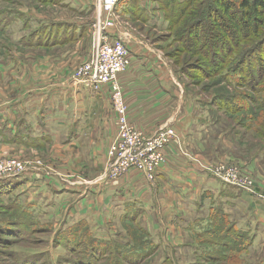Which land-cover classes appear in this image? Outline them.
<instances>
[{
  "label": "crops",
  "instance_id": "crops-1",
  "mask_svg": "<svg viewBox=\"0 0 264 264\" xmlns=\"http://www.w3.org/2000/svg\"><path fill=\"white\" fill-rule=\"evenodd\" d=\"M138 3L148 12L155 9L153 0ZM128 25L123 22L111 34L119 35L132 55L131 67L119 76L130 123L148 137L164 126L172 127L187 151L201 145L200 114H194L180 78L162 51L139 34L131 35ZM76 52L78 56L57 68L56 64L42 63L33 69L19 60L11 61L24 76L31 74V68L41 86H34L38 82L28 84L26 78L22 91H16L13 75L12 94L0 87V153L9 147L40 149L52 145L61 161V169L56 167V171L63 177L42 179L39 174H26L17 179L22 184L18 196L22 194L38 217L55 229L86 221L100 238L120 235V222L135 206L141 210V221L159 245L162 257L173 253L175 243L185 242V248L195 250L187 234L201 231L211 210L220 209L240 229L255 234L254 247L264 252V200L205 174L180 154L175 143L166 148V161L153 184L138 172L118 180L97 179L117 134V120L108 87L94 91L71 78L75 66L84 61L78 49ZM80 148L87 154H81ZM71 150L73 161L67 164L61 158ZM82 165L94 175L91 181L79 183L72 176ZM169 230L174 237L178 233L177 240L167 235ZM262 261L264 255L257 263Z\"/></svg>",
  "mask_w": 264,
  "mask_h": 264
},
{
  "label": "rangeland",
  "instance_id": "rangeland-1",
  "mask_svg": "<svg viewBox=\"0 0 264 264\" xmlns=\"http://www.w3.org/2000/svg\"><path fill=\"white\" fill-rule=\"evenodd\" d=\"M61 1L64 4L69 5V8H64L59 5V3L46 2L44 0H0V17L6 15L7 21L5 25L8 26L5 31V28L0 23V75H2L0 78V87L2 88V91L4 89L8 94H12L13 89L10 88V85L14 84L13 75L16 78V91H22L21 86L25 84L24 80L26 78L28 80V84L38 82V84H35L34 86L40 87L41 84L39 81L33 78L35 75H33V71L31 69L32 66L34 67L33 69H39V64L48 63V66H50L49 64H56L54 68H57L60 65H63L64 67V64H66L65 62H69L71 57L79 55L76 52L77 49L80 52V56L83 57L84 60L88 58L91 51V35L95 22L94 4L96 0H60V2ZM204 3L205 2L201 3L200 1L196 4L199 8V14L201 13V15H203L200 19L203 20L205 16V14L202 13ZM73 8L80 10L87 8L84 12L86 13V16L82 17L78 15L72 10ZM117 8L116 14L120 16ZM165 8L170 11L168 6H165ZM197 10L198 9H196V11ZM149 13H152L151 16L153 20L150 21L148 25H146V23H144L139 16H135L133 18L131 17L130 19L129 17L124 19L120 16L116 28H120V25L123 22L128 23L129 25L127 29L131 35L133 34L135 36L139 34L143 37V39L151 43V45L156 46L162 51V54L168 60L172 70H174L173 72L175 76L180 78L182 85H184L185 93L192 101V105L195 110L194 114H200L202 126L201 137H204V141L201 145L197 147L195 146L196 148L192 146L189 149L190 151L185 150L181 143L178 144L174 142L179 146L178 150H180V154L193 162L205 174L218 180L224 185L228 184H225L212 176V174H210L211 172L206 171L200 165L216 167L218 165L225 164L237 169L239 172V178L248 181L252 186L249 191L255 192L256 195L246 191L247 189L243 190L238 187L234 188L245 191L258 199L264 200V110H260L256 104L258 98L263 94L261 91L264 90L263 33L260 35L259 39L255 38V41H251H258V43L254 47L253 60L249 59V64L245 67V71L248 72V74L252 72L254 74V78L252 80L246 79L249 83L247 87L238 88L236 85H228L224 80H221L219 76H217L216 72L218 71L216 68L213 70L203 65V62L209 64L208 61L210 57H207L206 60L204 57V60H202L201 56L200 62H196L197 66L189 67L186 73L181 72L178 62H183L185 54H180L177 59H173V54H175V52H183L188 49L196 50L199 47V45L192 47L189 45L186 46L185 43L181 41L185 35L186 24L188 21H191V19L186 22L185 17L184 19L182 16H178V18L173 19L174 21L170 20L171 22H168L165 16L162 15V12L161 14L156 15L153 11ZM26 18H30L31 20V28L28 31L24 29L22 21V19L24 20ZM74 20H80L77 24L79 27L87 25L88 23V28L85 30L80 41H75L70 38L71 31L66 28L65 25H58V23H61L62 21L71 22ZM40 21H52L54 29H52L45 38L41 37L38 39V42H40L39 46L35 47V45L33 46L31 43L23 45V40H25L23 38L30 35V31L34 29ZM172 24H174V26ZM180 35L183 37H180ZM174 38H177L176 41ZM21 39L22 42L19 44ZM244 44H246V42H244ZM250 44L252 43H249L248 45ZM228 48H232V45ZM222 50V48L218 49V52ZM15 60H19L20 62L30 66L31 74L28 73L29 76H24L20 69L16 68L11 62ZM74 71L75 69L73 70L71 78L74 77ZM70 72L71 71H69V73ZM234 97H238L241 102L244 103L245 109L240 112H235L232 109L229 102L230 100H233ZM242 97L244 99H241ZM167 127L172 128L169 126ZM52 147V145L48 147L44 146L40 149L9 147L7 148L8 150H3V152L0 153V164H7V162L11 163L16 161L17 163L22 164L24 169H26V173L39 174L38 176H42V179L44 178L43 176L63 177L56 171L58 167L61 169V161L58 160V155L55 153L56 150ZM80 149L81 154H87L82 150V148ZM72 151L73 150L68 153L65 152L62 155L61 159H65L67 164H71L73 161L70 156V154H73ZM165 151L166 150L163 151L164 161H166ZM108 163L109 160L107 159L104 170H102L101 174L97 178L99 181L107 179L114 180L106 175ZM64 169L68 172L67 168ZM89 173L88 167L86 165H82L80 166V171L77 168L75 174H72V176L77 179V182L84 183V181H91L94 178V175H90ZM20 178L22 177L8 180L0 179V181L17 180ZM19 200L24 203L22 194L19 195ZM3 202L6 204L8 200L4 199ZM1 203L2 202L0 201V207ZM3 206V208H6L5 205ZM8 213L9 212H6L5 209L2 211L3 215L7 214L5 217L9 216ZM227 217L229 218L228 225L234 223L237 228H239V225L234 220H231L228 215ZM47 223L52 224L51 222ZM139 223L140 220H134L133 222H120V236L131 240L129 237V231L137 233L139 230ZM52 226L54 227L53 224ZM141 226L149 232L148 228L144 223H142V221ZM15 229L16 231L20 230L18 227H15ZM28 231L30 232L29 229ZM39 232H41V230L35 231V233L32 234L31 232H27L30 235L24 239L19 237L17 240L21 243H18V246L13 247L12 250L26 251L28 253H35L41 256L44 255L46 256L45 258L49 264H51L50 262L60 264L61 262L58 261L57 258H61L63 260V257L65 256L64 249L60 248L58 250H54L51 248V236L53 233L51 235H44ZM175 232L177 233V231ZM171 233L172 230H169L167 235H170L172 240H177L178 233L175 237L172 236ZM247 233L253 237L252 246L246 250V252L238 254L237 252H228L232 258H225L224 260L227 259L228 261L224 262L225 264H264V261L257 263L264 255V252L257 249L258 247L256 245L254 247L255 234H252L250 231ZM187 236H190L192 241L190 244L195 250H191V247L185 248L183 246L185 242L183 244L175 243V245H172L171 247L173 253H167L168 255L165 253L163 254V257L160 254H156L155 256L147 258L141 264H163L167 257L170 261L167 262L169 264H211L208 262L205 263L204 261L200 262L197 259L201 252H198L199 248L197 244L199 241L193 235L187 234ZM82 253L83 250H78L77 255H74V253L73 256L74 258H82L80 255ZM221 259L222 258L220 257L219 259H215L216 263L212 264H223L219 263L221 262ZM0 261L3 264H16L9 261L7 254L2 255V257H0ZM104 263L106 262L98 264ZM39 264L44 263L40 262Z\"/></svg>",
  "mask_w": 264,
  "mask_h": 264
},
{
  "label": "trees",
  "instance_id": "trees-1",
  "mask_svg": "<svg viewBox=\"0 0 264 264\" xmlns=\"http://www.w3.org/2000/svg\"><path fill=\"white\" fill-rule=\"evenodd\" d=\"M44 1L59 3L62 7L69 8V5L64 4L62 1L60 2V0ZM153 1L155 3L153 13L161 14L162 12L168 22L170 20L174 21L173 19L178 18V16L185 17L186 22L191 19L186 24L184 37L180 35V37H183L181 41L186 46L199 45V47L196 50L188 49L173 54V59H177L180 54H185L183 62H178L181 72L186 73L189 67L197 66L196 62H200L201 56L202 60H204V57L205 60L210 57L209 64L203 62V65L213 70L216 68L218 71L216 72L217 76L224 80L226 84L236 85L238 88L248 86L249 83L246 79L252 80L254 74L252 72L248 74L245 71V67L249 64V59L253 60L254 47L258 43V41H251H255V38L259 39L262 33L264 35V0ZM200 1L201 3L205 2L202 8V13L205 14L204 20L200 19L203 15L199 14V8L196 6L197 2ZM138 4V0H122L117 9L120 16L124 19L139 16L148 25L149 21L152 20V13L145 11ZM165 6H168L170 11ZM196 9L198 10L196 11ZM72 10L82 17L86 16V13H84L86 9L73 8ZM6 21V15L0 17V23L5 28V31L8 27L5 25ZM22 21L24 29L28 31L31 28L30 18L22 19ZM79 22L80 20L62 21L58 25H65L71 31L70 38L80 41L88 28V23L79 27L77 26ZM172 25L174 26V24ZM52 29H54L52 21L38 22L37 26L30 31L31 34L23 38L26 40H23V45L31 43L35 47L39 46L40 42H38V39L41 37L45 38ZM174 39L176 41L177 38ZM21 42L22 39L19 44ZM249 43L252 44L248 45ZM230 45H232V48H228ZM221 48L223 50L218 52V49ZM261 92L263 94L258 98L256 104L260 110H264V90ZM238 99V97H234L229 102L235 112L245 109L244 103ZM241 99L244 98L242 97ZM14 180L0 181V201L2 202L0 207V257L7 254L9 261L16 264H39L40 262L49 264L44 255L12 250L13 247L18 246V243H21L17 240L19 237L24 239L30 235L28 233L31 232L32 234L40 230L41 232L39 233L44 235L53 233L51 236L52 249H64V261L61 258H57L61 262L60 264H98L102 262H106L104 264H141L147 258L158 254L160 247L153 240L150 233L141 226L142 212L135 206L128 210L122 220V222L140 220L137 233L129 231L130 235H128L131 240L120 235L112 238L97 237L93 234L91 227L86 221H79L72 225L55 229L52 224L43 222L31 205L25 204V202L22 203L19 200L17 191L22 184ZM4 199L8 200L6 204L3 202ZM3 205L6 208H3ZM4 209L9 212L8 217H5L7 214H2ZM228 221L229 218L223 211L212 209L210 216H208L207 225L201 231L193 232L192 235L199 241L197 244L198 252H201L197 259L200 262L204 261L212 264L216 263L215 259L220 257L222 259L219 263L225 264L224 262L228 261L224 259L231 257L228 252H237L238 254L246 252L252 246L253 237L237 228L234 223L230 222L231 224L228 225ZM15 227L20 230L16 231ZM78 250H83V253L80 254L82 258H74L73 254L77 255ZM167 262H170L168 257L163 264H169ZM0 264L3 263L0 261Z\"/></svg>",
  "mask_w": 264,
  "mask_h": 264
},
{
  "label": "built area",
  "instance_id": "built-area-1",
  "mask_svg": "<svg viewBox=\"0 0 264 264\" xmlns=\"http://www.w3.org/2000/svg\"><path fill=\"white\" fill-rule=\"evenodd\" d=\"M122 0H96L94 4L95 22L91 35V51L74 71L73 79L94 91L108 87L117 120V134L108 149L107 176L116 180L130 171L144 175L153 183L157 170L164 164L163 151L174 142L180 144V137L173 128L162 127L153 136H146L129 121L128 106L124 100L119 76L132 64V55L125 41L113 35L119 15L116 8ZM212 176L225 184L249 191L248 181L239 178L237 169L225 164L216 167L200 165ZM26 173L22 164L16 161L0 164V179H13ZM253 195L255 192L249 191Z\"/></svg>",
  "mask_w": 264,
  "mask_h": 264
}]
</instances>
